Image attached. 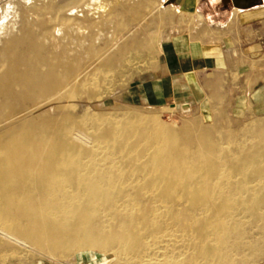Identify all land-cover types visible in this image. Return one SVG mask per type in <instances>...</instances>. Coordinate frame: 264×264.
Returning <instances> with one entry per match:
<instances>
[{
  "label": "bare ground",
  "instance_id": "obj_1",
  "mask_svg": "<svg viewBox=\"0 0 264 264\" xmlns=\"http://www.w3.org/2000/svg\"><path fill=\"white\" fill-rule=\"evenodd\" d=\"M11 4L12 17L0 18V264H45L83 248L112 252L104 264L264 255L263 117L176 127L134 113L77 114L69 99L82 90L92 98L96 86L83 85L78 60L50 47L34 16L61 17L66 41L88 21L74 17V31L59 3ZM111 52L97 74L112 70Z\"/></svg>",
  "mask_w": 264,
  "mask_h": 264
},
{
  "label": "crops",
  "instance_id": "obj_2",
  "mask_svg": "<svg viewBox=\"0 0 264 264\" xmlns=\"http://www.w3.org/2000/svg\"><path fill=\"white\" fill-rule=\"evenodd\" d=\"M116 1L110 14L94 17L131 19L130 27L141 17L148 32L151 9L162 19L155 29L158 65L147 77L140 71L121 90L122 99L264 114V0H154L152 6L139 0L136 9L134 0ZM165 3L173 7L172 21H166Z\"/></svg>",
  "mask_w": 264,
  "mask_h": 264
},
{
  "label": "rangeland",
  "instance_id": "obj_3",
  "mask_svg": "<svg viewBox=\"0 0 264 264\" xmlns=\"http://www.w3.org/2000/svg\"><path fill=\"white\" fill-rule=\"evenodd\" d=\"M13 0H0V7L3 13L1 15H8L12 17L10 9H12ZM52 3L62 5L61 16L69 17L71 19L70 25L74 26V31L77 30L78 21L74 17H84L89 25L80 27V31L75 34H69V40H64L61 37L65 22L61 17L46 14L45 16H34L35 21H43L46 26L41 28L45 31V36L49 39L50 47H53L58 53H66L75 57L80 69L83 70L82 82L86 88L96 86V95L92 98L87 96V91H80L75 97L69 99V102L76 104L77 114H95L105 113L108 116H125L129 113H134L143 116L156 117L163 123L175 124L180 126L186 121H201L204 123L220 122L231 125L232 127H239L256 118L263 117L264 114L240 115L232 112V109H218L220 113L215 112L217 109H208L211 117L207 120L205 117V105L200 109H185L181 105L175 108L169 103L165 106H143L133 104L125 101L126 98H121V90L139 73L140 77H147L150 71L154 70L158 65V47L159 34L155 32L160 18L151 9L150 17V31L146 29V24H142L141 17L132 19V27H130L131 19L111 18V17H94L95 14L100 13L108 15L111 10L117 5L116 0H50ZM135 9L139 0H134ZM154 0H150L151 6ZM155 4L156 1H155ZM160 4V3H159ZM171 3H165V13L170 18L166 21H172ZM125 5V2H124ZM163 5V4H162ZM163 7V6H162ZM102 10V12H101ZM7 12V13H6ZM154 15V16H153ZM94 22V23H92ZM126 24L127 27H126ZM121 25V26H120ZM117 43L118 45H114ZM122 48V49H119ZM109 50L113 57L112 70L109 74H97L93 69L94 66L99 65ZM208 106V104H207ZM209 108V107H208ZM252 235L254 239H262L263 235L257 228H252ZM243 249L236 250L234 257L239 259L244 254ZM114 254L112 252H104L101 250H93L83 248L71 251L62 256L60 261L56 259H45V264H104ZM236 264H264V255L254 257Z\"/></svg>",
  "mask_w": 264,
  "mask_h": 264
},
{
  "label": "water",
  "instance_id": "obj_4",
  "mask_svg": "<svg viewBox=\"0 0 264 264\" xmlns=\"http://www.w3.org/2000/svg\"><path fill=\"white\" fill-rule=\"evenodd\" d=\"M189 107H190L189 104L184 105L185 109H190Z\"/></svg>",
  "mask_w": 264,
  "mask_h": 264
}]
</instances>
